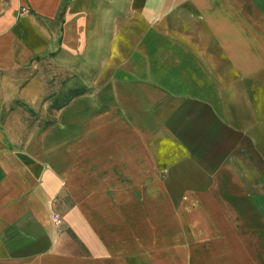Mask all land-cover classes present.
<instances>
[{
	"label": "crops",
	"instance_id": "1",
	"mask_svg": "<svg viewBox=\"0 0 264 264\" xmlns=\"http://www.w3.org/2000/svg\"><path fill=\"white\" fill-rule=\"evenodd\" d=\"M0 264H264V0L5 6Z\"/></svg>",
	"mask_w": 264,
	"mask_h": 264
},
{
	"label": "rangeland",
	"instance_id": "2",
	"mask_svg": "<svg viewBox=\"0 0 264 264\" xmlns=\"http://www.w3.org/2000/svg\"><path fill=\"white\" fill-rule=\"evenodd\" d=\"M13 1L15 0H0V12L5 6L10 5Z\"/></svg>",
	"mask_w": 264,
	"mask_h": 264
},
{
	"label": "trees",
	"instance_id": "3",
	"mask_svg": "<svg viewBox=\"0 0 264 264\" xmlns=\"http://www.w3.org/2000/svg\"><path fill=\"white\" fill-rule=\"evenodd\" d=\"M61 103H63V102H61Z\"/></svg>",
	"mask_w": 264,
	"mask_h": 264
}]
</instances>
